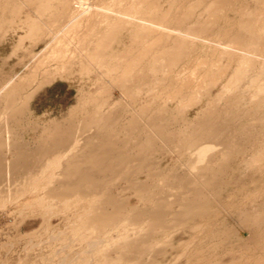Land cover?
I'll return each mask as SVG.
<instances>
[{"label":"bare ground","instance_id":"1","mask_svg":"<svg viewBox=\"0 0 264 264\" xmlns=\"http://www.w3.org/2000/svg\"><path fill=\"white\" fill-rule=\"evenodd\" d=\"M25 1L29 6L38 3L41 9L55 8L49 18L61 17L63 21L67 18L70 23L66 28L68 32L74 29L80 33L86 28L85 33L82 30L83 34L80 33L77 37L80 45L77 38V42L74 38V44L70 43L73 48H66L71 49L69 52L74 47L77 51L80 50L78 53L85 60L81 59L80 72H88L100 65L107 69L106 74H115L112 77L113 83L120 90L121 97L113 101L112 96L108 100H104L106 98L103 96L101 99L102 92H95L92 96L85 94L88 97H84L71 109L69 118H64L62 122H50L37 142L30 146L28 142L22 141V136H14L15 131L20 130L17 125L26 115L31 100L30 88L36 90L50 84L57 77H62V71L50 73V69L42 61L46 59L43 58L44 53L23 77L10 83L4 82L0 88V208H3L1 200L19 204L26 196L30 199V205L26 200L28 206L24 210L29 209L30 213L31 210L40 213L52 204H57V210L63 209L62 212L72 213L75 217L74 220L71 217L68 219L72 229L67 230H71L72 234L79 232L82 235L81 232L88 228L86 234L91 232L89 237L98 233L96 229L100 231L119 224V228L115 229L124 231L122 237L112 241L108 236L107 245L104 243V246H98L96 252L93 250V255L99 257L101 261L96 259L102 264H144V257H148L150 249L148 250V246L141 248L140 243H145L151 237L154 228H175L177 224L193 219V216L202 221L199 224H187V227L199 233L194 234L181 252H184V264H220V253L226 252V240L232 233L227 225L220 227L216 224L219 214L216 210L219 207L239 210V223L249 230L251 241L254 239V251L261 248L264 245V207L249 213L240 205L241 202H216L215 205L208 203L211 198L217 197H211L213 192L218 195L222 184L226 186L230 183L226 179V175L229 176L226 171L233 160L245 154L248 137L255 135L264 144V66L261 64L263 67H255L258 64L256 55L264 50V0H167L165 4H161L160 0H129L124 6L112 5L110 8L113 9H107L109 12L126 15L124 20L121 17H107L105 14L101 16V11H95L89 7V3L79 0ZM57 1L56 6L53 5ZM97 1L101 6L104 3V0ZM234 3H239V6H233ZM7 4L0 7V19L4 20L7 15ZM17 6L15 14L20 11ZM231 8L238 9L239 12L234 11L236 14L240 13L238 18H224V12ZM47 9L40 11L44 14ZM202 9L203 12L199 13ZM85 13H88L86 20ZM89 13L91 17H88ZM97 14L99 15L96 16ZM222 18L226 23L224 26L219 25ZM37 24L40 26V23L32 26V32L36 34V27L40 28ZM123 30H128L131 34V44L119 53L111 51L113 43ZM29 33L28 36L31 31ZM55 42L58 44V40ZM75 43L79 47L76 48ZM54 49L57 51L60 48L57 46ZM75 49L71 54L77 52ZM65 54L64 57L68 59V54ZM70 58L73 60L70 64L75 62ZM53 61L50 60L52 63ZM62 62L64 61L60 63ZM67 62L65 60L64 63ZM65 66L68 65L64 64L62 67ZM228 72L232 73L227 77ZM250 72L254 74L249 76ZM38 76L42 79L37 80ZM224 80L226 82L222 90L213 96L212 90ZM111 82L112 80L109 83ZM243 82L245 87L241 88ZM109 85L114 86L108 84L103 89H108ZM254 89L257 90L256 95V91L252 93L255 99L243 104L244 98ZM105 92L109 93L107 90ZM140 95H144L145 100L138 104L136 97H132L138 98ZM203 103H206L205 107L196 112L195 117H189V109ZM4 150L9 151L11 158L3 156ZM157 154L178 155L179 159H175L177 164L173 167L156 168L157 171L152 175L149 173L146 180L140 182L137 178L144 170L155 168ZM259 163L264 165V146L245 164L252 169L260 167ZM179 165L183 167L179 171H185L183 174L176 170ZM235 172L232 171L229 177L232 178ZM152 176L157 178L154 186L149 182ZM124 181L127 184L125 188L120 185ZM117 187L121 194L126 188L134 190L139 196L137 199H141V204L131 207L126 202L128 198L120 200L115 197L112 190ZM238 192L240 190L231 197L234 198ZM256 192L257 196L258 192L264 194V189ZM260 197L255 196L256 200H260ZM168 202L173 203L176 209H167L165 205ZM167 218L171 219L170 224L167 223ZM129 228H143L144 231L134 237L128 234ZM72 234L69 231L68 235ZM76 234L71 237H76ZM77 238L75 242L82 237ZM250 238L248 242H251ZM206 242L209 245L206 246ZM79 244L82 245L78 242V248ZM83 246L80 247L83 249ZM113 252L115 256L112 257ZM254 258L255 256L253 260L257 257ZM257 259L253 264L264 263V251Z\"/></svg>","mask_w":264,"mask_h":264},{"label":"rangeland","instance_id":"2","mask_svg":"<svg viewBox=\"0 0 264 264\" xmlns=\"http://www.w3.org/2000/svg\"><path fill=\"white\" fill-rule=\"evenodd\" d=\"M58 1L55 2L53 5L56 6ZM60 1H62V0H60ZM79 1H81V2L84 1V2L89 3V7H91L95 11H98V12L101 11L102 12V13H100L101 16H104L103 14H105L107 17H115V18L121 17V18H123V20L126 19V17H124L126 15H124V14L120 15V14H117L116 12H115L116 13L115 14L113 12H109L108 10L112 8V7L110 8V6H112V5H114V6L123 5L124 6L126 4V2L129 0H104L103 1L104 3H102V6H101V3L97 0H79ZM165 1H167V0H160L161 4H165ZM6 2L7 3L9 2V3L7 4ZM93 2H94V4H91ZM26 3H27V1H25V0H8V1H6V0L1 1L0 0V7L5 5V4L8 5V8H7L8 10L6 13L8 16L6 15L4 20L0 19V23H2V24H0V27H1L0 28V78H1L0 79V82H1L0 88L2 87V84L4 82L10 83L12 81L18 80L19 78H21L25 74H27L35 66L36 62L42 58V55L44 53H45V55L43 56V58L45 57L46 59H44L42 61H44L45 67L50 69L49 70L50 73L55 74L56 72L59 73V70L62 71V77H57L50 84H46L44 87H41V88L36 89V90H35V88H30L29 92L31 93V100H30L29 105L27 107L26 115H24L20 124L17 125L18 126L17 128H20V130L15 131V133L14 132L13 133H14V136H22V141H24L26 143L28 142L27 144L32 146L33 143L35 144L37 142L38 138L42 134L43 129H45V127H47V125H49L50 122H52L54 120L62 122L64 118H66V119L69 118L70 116L68 113L71 111V109L74 106H77L78 102H80L84 97L85 98L88 97L87 95L92 96L93 94L95 95L98 92H100V93L102 92L100 95L101 99L106 98L104 100H108L107 98L112 96L113 97L112 100L117 101V99H120L119 97H121V92L118 89V87L116 88V86L114 85L115 83H113L112 77L115 74H109V75H108V73L106 74V72H108L107 69L102 68L100 65L98 67L92 68L93 70L91 69L88 72H86V71L80 72L81 71L80 62H81V59L84 60L83 59L84 57L82 55H80V53H78L80 50L77 51V49H75V47H74V49L77 52H75L76 54L75 53L71 54V52H74V49L71 52H69L71 49L66 48V46L73 48L72 47L73 45H71L70 43L74 44L73 42H75L78 35L80 33H82L86 28L85 29L83 28L82 29L83 31L80 29L81 30L80 33L78 32V30H74V29H72L74 32L73 31L68 32L67 29L69 26L67 24L69 22H67V18H64V21L62 20L63 18H61V17H60L61 19L60 18L57 19L55 17L49 18V17H51V13L55 11L54 10L55 8H53V9L42 8L43 10L47 9V11H46L47 14L46 13L43 14V12H41L43 10L41 9V6H39L38 3H36V5H34L35 3L32 4L33 6H29V4H26ZM96 4H98V6H100V7H97ZM16 5L19 6L20 11L15 14ZM26 5H28V7ZM93 5L96 7H92ZM235 5L239 6V3H234L233 6H235ZM36 6H37V8H36ZM12 7H13V9H12ZM21 7H22V9H21ZM105 9L106 10L108 9V10L106 11ZM259 9H261V8L259 7ZM10 10H12L13 13ZM232 10H233L232 8H231V10L227 9V11L224 12V18L226 16H228L229 19H233V18L235 19V17L238 18L240 13L239 14L238 13L236 14V12L234 13V11H237L238 9H234L233 12H232ZM117 11H119L118 8H117ZM8 12H9V14H8ZM198 12L202 13L203 9L199 10ZM237 12H239V11H237ZM39 13L43 14V16H40L41 14H39ZM247 13H249V12H247ZM10 14H12V16ZM85 15H86V13H85ZM87 15H88V13H87ZM87 15L86 16L83 15L85 20L87 19ZM98 15L99 14H97L96 16H98ZM96 16H92V17L94 18ZM88 17H91L90 13H89ZM205 17H207V16H205ZM13 18H15V19L13 20ZM224 18H222L223 19L222 21L221 20L219 21L220 26L221 25L224 26L226 24L224 22L225 21ZM10 19H11V21H10ZM37 19L41 20V22H39ZM35 20H37V21L35 22ZM9 21H10V24H9ZM46 21H49V22H46ZM31 23H33V24L40 23V26H39V24H37L40 28L37 29V27H36V29H35L36 31H38L37 34H36V32H32L33 24H31ZM4 24H5V26H4ZM27 24H28V26H27ZM45 24H47L48 26ZM64 25H67V26L65 27ZM44 26H45V28H44ZM29 28H31V30ZM40 29H42V30H40ZM28 31L29 32L31 31V35H32V33H33V35L28 36L27 34H30ZM51 32H52V34H51ZM75 32H78V33H76V35H74ZM84 33H85V31H84ZM34 34H36V35H34ZM64 36H66V37L68 36V37L65 38ZM74 36H76V37H74ZM74 38H75V40H74ZM57 40H58V44L55 42ZM59 40H61V41H59ZM66 40H67V42H65ZM77 40H78V44L80 45L78 38H77ZM77 40H76V42H77ZM62 41H64V42H62ZM131 41H132L131 34L128 32V30H126V31L123 30V32H121L120 36L114 42L115 44L113 43L114 47H111V49H112L111 51H115V52L119 53L120 51H123L125 47L129 46L131 44ZM49 44L52 46H49ZM76 44L77 43H75V45ZM78 44L76 45V48L79 47ZM57 46L60 49H57V51H55L54 48H56ZM51 47L53 50L51 49ZM65 49H66V51L69 50L68 52L70 54L68 52H66ZM61 50H62V52H60ZM210 52H211V50H210ZM49 53H50V55H49ZM52 53H54V54L52 55ZM65 53L69 55V56L67 55V58L69 57L68 59H66V57H64ZM239 53L242 54V52H239ZM261 53H263V54H261ZM66 54H65V56H66ZM38 55H40L41 57ZM72 55L74 56V58ZM259 55H260V57H259ZM259 55H256V57L258 56L257 58L255 57L256 61H258V64L255 66L256 68H261L264 66V50H263V52L261 51L259 53ZM47 57H49V58H47ZM56 57H57V59H56ZM58 57H60V58H58ZM70 57H72V59H74L75 62L70 64L69 62L73 61V60H70L71 59ZM60 59H61V61L65 62V60H66V62L67 61L68 62L67 63L62 62V64H61ZM75 59H77V60H75ZM47 60H49V63H47L48 62ZM50 60L51 61L54 60L53 63L50 62ZM56 60H58V62ZM83 63L86 64L87 61L83 62ZM48 64H49V66H48ZM58 64H59V66L57 67L56 65H58ZM64 64H67L68 66L62 67ZM55 66H56V68L54 69ZM99 67H101L102 69ZM235 67H237V66H235ZM63 68H64V70L67 69L69 71L66 70L65 72H63L64 70H61ZM63 73H64V75H63ZM80 73H81V76H80ZM231 73L232 72H228L227 77ZM253 74H254L253 72H250L249 76L253 75ZM106 75H108V76H106ZM39 77L40 76H38L37 80L42 79V77H40V78ZM103 80H104V82H103ZM111 80H112V82L109 83ZM106 82L108 84H111V85L113 84L114 85V86L112 85L113 87H111L109 85V87L113 88V89H110L108 87V89L104 90L103 88H105V87L107 88V85H108V84H106ZM225 82H226V80H224L220 85H218L215 89L212 90L213 96H216L222 90L223 84ZM52 84H55V86H56L55 87L56 89H54L53 91L57 97L54 96V98L52 97L50 99H44L42 102L41 96L44 94L45 90L47 88H49V86H51ZM244 87H245V82H243L241 84V88H244ZM106 90L109 92L108 94L105 92ZM254 91H256L255 95L257 94L256 89L251 90L249 92V94L244 98L245 102L243 104L246 105V103H249L250 101H253L252 99H255V95L252 94ZM103 93L106 95H103ZM65 94H68L70 97H73L74 103L72 105L65 106L62 104L63 100H61L60 97H62ZM85 94H87V95H85ZM253 95H254V98H252ZM102 96H103V98H102ZM135 97H136V102H138V104H140L141 101L143 102L145 100L144 95H142V96L140 95L138 98H137V96H134L132 98H135ZM170 105L174 106V104H170ZM205 105H206V103H203L199 106H196V107L189 109V112H190V113L188 112L189 117H191V118L195 117L196 114L198 113V111L200 109L204 108ZM62 107H64V110H61ZM37 125H38V127H37ZM263 132H264V126H263ZM15 134H18V135H15ZM252 137H254V138H252ZM252 137H248V139H247L248 146L245 149V152H244L245 154L241 155L237 160H233L229 165V169L227 168L228 170L226 171V173L229 174V176L232 173V171H236L234 173L235 175L234 174L232 175V178L229 177L228 175H226V179L228 181H230V183L228 184L229 186L228 185L225 186L224 184H222L223 187L221 186L219 188L220 194L218 192V195H217V193L215 194L213 192V195H211V197H213V196H217V197H213L215 200H213V198H211L208 204L215 205L216 202L217 203L221 202V204H225L226 202L228 204L229 203L233 204V203L238 202V204H239L241 202L240 205L242 204L243 208L248 210L249 213H252L253 210L262 209L264 207V198H263L264 194H262L261 192H258V191L264 189V169H263L264 165L259 163L260 167L259 166L252 167V169H251L250 167H247V165L245 164L247 161H249L252 158V156L255 152H257L258 150H260L264 146L263 142L259 141L255 135ZM3 153L2 154H3V156L5 155L4 157L6 159L11 158L10 157L11 154L9 153V151L4 150ZM169 155L160 154L158 156V154H157L155 156L156 159L154 158L156 161L155 162L156 165L154 164L155 168L149 169V171L144 170L142 172V174H140L137 179L140 182H142V181L146 180L147 175L149 173L152 175V173H154V171H157L156 168H160V167L165 168L166 166L167 167L168 166L173 167L174 165H176L177 161L175 159H177V157L179 159V156L178 155H175V156L170 155V157H169ZM158 163H160V164L157 165ZM180 167H182V166L181 165L177 166L176 170L178 169L177 172H181L183 174V172H185V171L184 170L179 171V170H181ZM239 168L241 170H239ZM237 170H239V171H237ZM258 170H259V172L260 171L261 172L259 173ZM187 171L188 170H186V172ZM194 178L196 179V177H194ZM194 178H193V181L198 180V179L195 180ZM156 179L157 178L155 176H152L151 179H149L151 186H152V183L154 186V181H156ZM120 185L125 188L127 184L124 181V182H121ZM261 186H263V187H261ZM260 188H262V189H260ZM220 189H221V191H220ZM238 190H240V192H238L237 195L235 194L236 197L234 196V198H232L233 196L231 197V195ZM243 190H245V191H243ZM123 191H125L126 193ZM123 191H122L123 193L121 194V192L118 190V187L113 188V190H112L113 195L115 197H117L118 199H120V200L125 199L126 200V198H128L127 199L128 201L126 200V202L131 207H136V206H139L141 204V202H140L141 199L140 198L137 199L139 196H137L134 193L135 192L134 190L131 191L130 189L128 190L126 188ZM256 191L258 192V196L255 194ZM244 192H247L248 195H247V193L244 194ZM250 194L252 196H250ZM134 195H136L137 197ZM255 196L258 198H259V196H261L260 197L261 199L256 200ZM25 198H24L25 201L20 200L19 202H21V203H19V204H18V202L16 203L15 201H13L14 202L13 203L12 201L8 202V201L1 200V202L3 204V206H2L3 208H0L1 209L0 210V264H28V262H29V264H35V263L36 264H41V263L46 264L47 259H48V264H50V263L51 264H102L103 262H99V261H101V260H99L100 258L97 257L96 255L95 256L93 255L94 252H96L95 250L98 249V246H99V248H100V246L101 247L104 246L103 245L104 243H105V245H107L108 239L110 237H111L110 239L112 241H115V239L118 240L124 234L123 230H122V232L120 231V229H119V231L116 230L117 228H119L118 227L119 224L118 225L116 224L117 226L111 225L110 227L108 226L107 228H104L103 230H100V231H99V229H96L95 231L98 230L97 234L93 230L92 232L95 233L94 234L95 236L91 235V237H89V234H91V232L89 234L87 232V234H86V230L88 228L81 232V234L83 233L82 235L86 234L89 238L86 235L82 236V235L78 234L79 232L77 234L73 233L74 234L73 235L71 230H67L68 228L72 229V227L70 226L71 221L68 220L70 217L72 218V219L70 218L71 220H74L73 218H75V217L72 216L73 215L72 213H71L72 214L71 215L70 213L67 212L69 214L68 215V214L64 213V211L62 212L63 209H61V211H60V209L57 210V208H56V207H58L57 204H56V206H54V204H52L53 206L51 205V207H49L48 209L45 208L40 213H36L35 211H34L35 212L34 213V212H32V210L30 213L29 209L27 211L24 210V208L26 209V207L28 205H30V202L28 201L30 199L27 196ZM227 198H230V200ZM160 200H163V199L160 198ZM224 200H225V202H224ZM254 200H256V201H254ZM242 201H243V203H242ZM26 202L28 203V205H26ZM243 204H245V205H243ZM24 205H26V206H24ZM146 205H149V203H147ZM167 205L169 208L167 207ZM167 205H165V207L167 209L176 207L175 205L173 206V203H169V202L167 203ZM223 209H222V207H219L216 210L217 213L219 212V214H217L218 216L216 218V222H217L216 224H218L220 227L227 225L226 227H228V229L231 228L229 231H231L232 235H230L229 238H227L228 240H226L227 243L225 244L227 247H224V249L225 248L227 249L226 252L227 251L228 252L227 253L225 252L224 254L220 253V257H219V261H221L220 264L221 263L222 264H231L235 261L236 262L233 264H239V263L240 264H253V261L254 262H256L255 260L258 261L257 258H259V256L262 255V251H264L262 248V247H264V245H262L261 248H258L259 251L257 249V251L259 253L257 251H254V249H255L254 245H253L255 242L254 239L252 240L253 241V243H252L249 230L244 228L243 225H240V223H239V221H241V218L238 214L239 210H236V208H228V207L224 209L225 211H222ZM234 210H236V211H234ZM64 215H65V217H64ZM219 216H221V217H219ZM63 218L66 220H63ZM167 219H168L167 223L170 224L171 219L170 218H167ZM200 221H202V220H200L196 216H193V219L191 218L188 222L184 221V224H183V222H181V223H179L180 225L179 224H177L176 226L174 225L175 228L173 226H171V227L169 226L166 229H161L159 227L154 228V230L151 234V237L145 243H143V242L140 243L141 248L144 246H148L147 247L148 250L150 249L149 250L150 254L149 253L147 254L148 257H144V260H145L144 264H184V258L182 257V256H184V252H183V254L181 252L184 250L186 243H188L191 240V238L193 236H195L196 233L198 232L195 230L193 231L192 230L193 228H190L187 226L190 224H195V223L199 224ZM67 222H69V224ZM222 222H223V225H222ZM262 224L264 225V222H262ZM129 229H130L129 231L131 233L128 232V234H130V236H134V237L143 233L141 231H144L143 228H138V230L137 229L132 230L131 228H129ZM69 231L72 235H68ZM72 231H74V230H72ZM84 232H85V234H84ZM120 232H121V234H120ZM75 234H76V237H78V238H79V236L82 237L80 241L77 240L78 238L76 240L78 242H80L82 245H84L83 249H82V247H80V246H82L80 244H79V248L77 247L78 242H75L76 237H74V238L71 237V236H75ZM119 235H121V236H119ZM108 236H109V238H106ZM116 237H118V238H116ZM249 238H250L249 241H251V242H248ZM82 239H83V241H82ZM204 244L207 246V245H209V242H206ZM95 245H96V247H95ZM229 245L231 246L232 249L234 248L233 249L234 251L233 250L231 251V248ZM232 245H233V247H232ZM243 245L245 246V248ZM251 245H253V247H250ZM172 246L174 248H172ZM93 247H94V249H93ZM158 247H161V249ZM240 248L241 249L244 248L245 250L244 249L240 250ZM157 249L158 250L160 249L158 252H161V253H158V252L156 253ZM177 249H178V251H177ZM261 249H262V251L260 252ZM93 250H94V252H93ZM50 251L53 254H51ZM246 251H247V253H246ZM248 251H249V253H248ZM233 252H234V254H233ZM253 252L257 253V254L254 253L255 258L257 257L256 259L254 258L255 260H253V257H254L252 255ZM47 253L50 256L47 257L46 256V255H48ZM42 254H43V256H42ZM249 254H251L253 257L251 255L249 256ZM111 255H112V257L115 256V252H113ZM54 258H55V260H54ZM56 258H58V259H56ZM96 258L97 259L99 258L98 259L99 261ZM41 259H42V261H40ZM258 263H256V264H258ZM104 264H106V263H104Z\"/></svg>","mask_w":264,"mask_h":264},{"label":"crops","instance_id":"3","mask_svg":"<svg viewBox=\"0 0 264 264\" xmlns=\"http://www.w3.org/2000/svg\"><path fill=\"white\" fill-rule=\"evenodd\" d=\"M55 87H56L55 84H52L51 86H49V88H47L45 90L44 94L41 96L42 102L44 99H50V98H52V97L54 98V96H56V94H54V91H53L54 89H56ZM60 98H61V100H63L62 104L65 106L72 105L74 103L73 97H70L68 94L63 95ZM61 110H64V107H62Z\"/></svg>","mask_w":264,"mask_h":264}]
</instances>
